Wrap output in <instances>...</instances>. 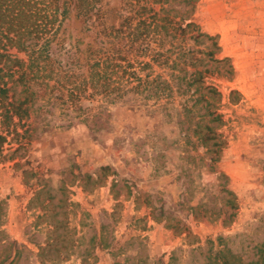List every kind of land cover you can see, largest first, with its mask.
I'll list each match as a JSON object with an SVG mask.
<instances>
[{
    "label": "rangeland",
    "instance_id": "1",
    "mask_svg": "<svg viewBox=\"0 0 264 264\" xmlns=\"http://www.w3.org/2000/svg\"><path fill=\"white\" fill-rule=\"evenodd\" d=\"M193 20L216 37L220 58L234 69L231 79L211 80L222 94L225 140L215 169L208 160L187 168L184 139L162 109L109 105L96 126L55 112L48 127L24 137L23 149L15 151L9 137L0 152V240L34 253L24 252L19 264H38L36 244L49 236L50 219L64 221L78 240L59 264H80L102 226L108 247L95 248V264H166L171 255L175 264H202L198 253L209 248L257 259L254 247L264 241V0H195ZM219 173L228 177L235 208L224 206Z\"/></svg>",
    "mask_w": 264,
    "mask_h": 264
},
{
    "label": "trees",
    "instance_id": "2",
    "mask_svg": "<svg viewBox=\"0 0 264 264\" xmlns=\"http://www.w3.org/2000/svg\"><path fill=\"white\" fill-rule=\"evenodd\" d=\"M194 2L0 0V152L9 137L18 144L15 151L23 149L24 137L36 125L48 127L55 112L96 126L109 105L154 108L175 119L187 168L208 160L213 171L225 140L222 94L211 80L231 79L234 69L220 58L216 37L194 22ZM19 126L26 129L19 133ZM218 176L225 180L224 206L235 208L228 177ZM45 225L49 236L36 244L35 263L59 264L73 256L78 240L68 225L54 219ZM90 241L80 264H95V248L108 247L103 226ZM0 247V264H19L24 252L34 254L9 237ZM254 248L258 257L249 263L228 249L198 254L205 256L202 264H264V241ZM175 262L171 255L166 264ZM140 263L149 264L147 258Z\"/></svg>",
    "mask_w": 264,
    "mask_h": 264
}]
</instances>
